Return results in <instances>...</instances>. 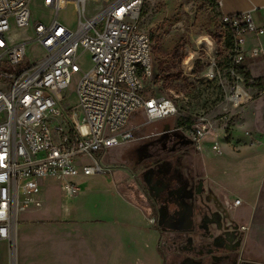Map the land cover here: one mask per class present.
Masks as SVG:
<instances>
[{"label": "built area", "instance_id": "1", "mask_svg": "<svg viewBox=\"0 0 264 264\" xmlns=\"http://www.w3.org/2000/svg\"><path fill=\"white\" fill-rule=\"evenodd\" d=\"M42 2L54 16L32 25L30 0H0V243L14 242L17 214L39 195L41 181L56 177L68 194H76V177L108 172V151L136 138V128L127 127L134 113L143 111L153 123L178 112L172 99L144 95L154 78L152 39L139 26L144 0H117L91 19L88 0ZM71 3L79 13L76 29L59 19ZM221 21L234 33L226 99L240 108L253 98L236 69L248 58L244 37L264 29L251 12L221 15ZM14 29L31 30L33 38L15 37ZM33 46L43 54L29 58ZM86 53L89 69L81 65ZM249 59L264 61V52L253 49ZM75 77L77 104L67 105L63 94ZM185 129L197 149L212 131L206 119ZM213 150L219 152L217 144ZM241 203L236 199L233 206Z\"/></svg>", "mask_w": 264, "mask_h": 264}, {"label": "rangeland", "instance_id": "2", "mask_svg": "<svg viewBox=\"0 0 264 264\" xmlns=\"http://www.w3.org/2000/svg\"><path fill=\"white\" fill-rule=\"evenodd\" d=\"M115 1L117 0H88L87 19L98 15ZM29 5L32 25L40 22L46 24L52 20L54 13L43 6L42 0H30ZM59 19L70 28L76 29L79 24L77 6L71 3L67 9L61 11ZM139 26L150 35L153 43L154 78L147 83L144 95L172 99L177 106V114L149 123L143 111L134 113L127 127L136 126V138L125 143L150 137L140 140L138 145L131 143L128 153L123 144L108 151L104 163L116 165L119 172L108 171L85 177L79 175L75 179L83 192L76 198L67 196L61 187L63 180L51 177L42 181L45 199L42 197L40 207L30 204L32 216H47L53 220L61 219L66 222L103 219L112 226L109 230L117 233L114 224L128 220L114 213L121 204L113 195L115 192L118 193L116 189L118 182L122 181L121 185L129 186L130 192L136 197L139 194L130 186L135 185L139 179L145 188L142 189V193L147 194L151 175L158 173L159 169L164 172L180 169L184 175L190 176V173L193 176L199 175L200 149L194 145L190 130H186L180 124L181 119L188 117L195 120L206 119L212 128L211 134L202 141L203 144L207 143L208 147V150L203 152V157L207 173L211 177L210 181L216 179L218 183L231 187L234 190L232 194L230 193L232 201L238 196L245 200L256 197L262 178L263 155L257 150L245 156L244 151L254 146L257 131L261 127L262 118L259 112L264 108L259 109L257 104L264 100V89L259 91L244 81L243 84L253 97L250 102L240 108H234L227 101L226 95L231 82L230 71L233 67L232 46L229 43L231 30L222 23L217 5L213 0H144ZM13 31L15 37L28 40L33 38L31 30ZM42 54L37 46H33L29 49L28 57L36 58ZM81 65L85 69L90 68L89 53L83 56ZM260 68L261 65L254 66V74H258ZM16 71L17 69H13L11 72ZM213 71L214 77L211 74ZM75 85L76 77L63 94L67 105L77 104ZM166 126L170 131H164ZM156 133L159 135L151 136ZM214 144L218 145L219 152L213 150ZM143 148L146 151L139 153ZM141 156L145 165L136 161ZM142 164L146 172L140 175L137 172ZM133 174H137L135 181L129 178V175ZM156 180L160 181L161 178H155L151 189L155 194H160L159 189L162 185L161 183L156 185ZM204 187L208 189L211 184L208 182ZM172 190L182 194L176 180L172 183ZM245 204L231 208V212L242 224L244 218H241V215L248 218L250 214V208ZM23 216V212H18V222ZM82 228L92 229L88 225ZM150 228L158 242L160 236L158 228L154 224ZM248 228L245 251L254 260L264 262V208L259 204L255 207L253 222ZM90 232L97 236L102 230L92 229ZM13 243H6L7 252L0 250V264H26L21 258L22 253L20 256L17 254L19 257L16 256ZM46 252L51 254L50 249ZM158 254L160 255V252ZM41 264L54 262L52 258L46 256V260Z\"/></svg>", "mask_w": 264, "mask_h": 264}, {"label": "crops", "instance_id": "3", "mask_svg": "<svg viewBox=\"0 0 264 264\" xmlns=\"http://www.w3.org/2000/svg\"><path fill=\"white\" fill-rule=\"evenodd\" d=\"M213 1L219 5V12L221 15L230 16L251 12L255 25L264 29V0ZM255 8L258 9L255 10ZM244 40L243 51L248 58L244 61L243 66L249 69L253 78L264 77V61H253L249 59V55L253 49H261L264 52V32L260 35L248 33L245 35ZM257 65H261L260 72L254 74L253 68ZM257 107L259 109L264 108V100L259 102ZM259 114L262 118L261 127L257 131L256 140L253 142L254 146L246 148L244 153L245 156H248L254 151L260 150L264 160V110H261ZM135 127L136 126L131 128ZM140 142V140H137L131 143L138 145ZM131 143H123L127 153L130 151L132 146ZM206 150H208L207 143L203 144L202 142L200 154H198L199 175L193 176L192 173H190V176L187 174L185 175L190 185V188L185 192L189 193L198 180L204 181L205 184L209 182L214 192L224 201V205L234 207L233 201L230 199V195L234 190L226 184L218 183L216 179H211L212 181H210L211 177L207 173L203 157V152ZM143 160L137 159L136 161L144 163L145 165L146 163L145 161L143 162ZM103 164L109 169V172H119V167H115L116 165L104 163V161ZM262 165V178L256 197L252 200H245L239 196L235 198V200L240 199L242 201L241 205L245 204L247 201L245 206L250 208L248 218L241 215V218H244V225L248 224L251 226L253 222V213L255 207H258V204L264 208V161ZM144 169L145 166L142 164L141 169L137 173L143 175L146 172ZM135 175V178H137V174ZM129 178L132 179L133 175H129ZM75 182L77 183L76 179ZM121 184H123L122 181L118 182L116 185L118 193L115 192L113 194L114 198L119 199L121 202V204H119L120 208L115 209L114 213L120 214V216H124L128 220L126 222H117L114 224V226L117 227V233H115L113 228V231L109 230L112 226L103 219L86 222H66L61 219L53 220L50 219L52 217L47 218V216H32L33 213L29 210L31 208L30 205L26 209L19 211L24 213L23 219L20 222H18L17 218L13 236V247L16 256H20V253H22L21 258L26 261V264H41L46 260V256L50 259L52 258L54 264H159L160 255L156 249L158 242L156 235L150 231V227L152 225V219H156L158 224H160L161 218L158 217L157 212L163 208L164 205L160 203L158 206V203H156V205L151 206L150 201L143 193H138L139 195L134 197L129 190V186H123ZM40 185L41 191L39 195L30 199L31 204L38 207H40L42 203V197L45 199V195L42 193V181ZM77 185L79 190L74 195L68 194L63 189L68 197L76 198L82 194L83 189L78 183ZM138 185L142 186L141 180L139 179ZM61 187H63V182ZM221 188H223V190ZM172 192L174 191L172 190ZM241 205H239V207H241ZM84 225L91 226L94 230H102V232L94 236L92 232L89 233L92 229L86 230L82 228ZM47 249H50L51 254L46 252ZM0 250L7 252L6 242L0 243Z\"/></svg>", "mask_w": 264, "mask_h": 264}, {"label": "flooded vegetation", "instance_id": "4", "mask_svg": "<svg viewBox=\"0 0 264 264\" xmlns=\"http://www.w3.org/2000/svg\"><path fill=\"white\" fill-rule=\"evenodd\" d=\"M144 148L139 153L142 154ZM179 170L164 172L159 169L158 173H153L149 180L150 188L145 194L151 206L158 202L164 205L158 212L156 210L161 218L160 224L157 222L155 225L160 233L158 252L162 263L159 264H264L247 255V231L242 229L243 224L231 212L232 207L225 206L212 187L205 189L201 180L186 193L190 185ZM135 177L133 174L134 181ZM157 177L161 178L156 180V185H162L160 194L151 189ZM175 180L182 194L172 192ZM133 187L137 193H142L144 188L138 182Z\"/></svg>", "mask_w": 264, "mask_h": 264}, {"label": "trees", "instance_id": "5", "mask_svg": "<svg viewBox=\"0 0 264 264\" xmlns=\"http://www.w3.org/2000/svg\"><path fill=\"white\" fill-rule=\"evenodd\" d=\"M215 4L219 8V5L217 3H215ZM233 38H234V33L231 31V33L229 35V43L231 46L233 45ZM236 69L238 70V72L240 74L243 75V78L245 79L244 81L247 82L248 84H250V86L257 88L259 91L264 89V77L253 78L249 69L243 65L238 66ZM195 121H196L195 119L188 117V118L181 119L180 124L184 128L191 129V127L195 123Z\"/></svg>", "mask_w": 264, "mask_h": 264}]
</instances>
